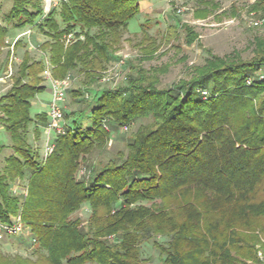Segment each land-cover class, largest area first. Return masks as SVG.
<instances>
[{"label":"trees","instance_id":"1","mask_svg":"<svg viewBox=\"0 0 264 264\" xmlns=\"http://www.w3.org/2000/svg\"><path fill=\"white\" fill-rule=\"evenodd\" d=\"M13 1L8 25H0V47L9 25L38 26L53 77L77 73L89 85L141 14L139 0H66L47 15L42 0ZM70 33L85 39L65 48ZM43 70V61L26 54L0 98L13 151L0 168V223L21 215L39 241L40 261L141 264V245L153 240L162 264L257 263L256 232L264 235V53L248 62L214 58L169 90L134 67L126 86L99 91L88 112L64 123L53 153L40 159L28 135L34 125L40 139L49 123L46 113L31 115L32 100L46 89ZM103 117L114 131L153 121L128 141V155L78 179L81 162L111 137L101 128ZM18 180L27 181L26 197L11 193ZM85 204L92 212L88 228L70 220Z\"/></svg>","mask_w":264,"mask_h":264},{"label":"rangeland","instance_id":"2","mask_svg":"<svg viewBox=\"0 0 264 264\" xmlns=\"http://www.w3.org/2000/svg\"><path fill=\"white\" fill-rule=\"evenodd\" d=\"M62 1L66 0H53L52 5L55 2L58 5ZM42 2L47 15L51 11L46 10L49 0ZM13 6V0H0V25H8L5 17ZM139 6L141 14L130 22L128 30L117 44L115 58L105 70L99 72L96 82L89 85L84 75L73 73L70 76L71 86L62 105L66 125L89 111L93 97L99 91L126 86L130 75L134 73V67L153 76L158 89L169 90L191 81L214 58L229 63L248 62L264 53V0H139ZM261 21L262 24L256 25ZM144 24V31H141ZM9 28L11 33L5 37L0 47V79L4 81L0 83V98L12 89L26 54L34 60L43 61L44 69L47 59L50 63V54L43 48L47 39L40 33L38 26L28 27L25 30L27 33L30 31V34L24 35L23 31H15L13 25H9ZM18 34L20 36L16 37ZM70 45L66 46L64 43L65 48ZM44 85L46 89L32 100L31 115L34 119L41 113L48 114L50 110L51 84L45 78ZM2 116L0 110V117ZM101 121V128L104 131L110 130L111 137L104 148L94 150L81 162L78 179L88 180L92 169L102 168L119 153L128 155V141L141 125L150 126L153 119H139L117 131L112 130L107 117H103ZM28 136L29 144L40 159H44L47 141L45 128H42L40 139H36L34 125H31ZM54 139L55 134H52L51 144H54ZM0 146L2 168L5 158L13 151L10 149V136L1 122ZM11 193L21 198L26 197L27 181L18 180L12 186ZM144 204L151 205L149 202ZM91 213L90 206L85 204L70 220L79 221L83 227L88 228ZM11 221L20 223L21 228L17 234H9L12 236L4 233L0 240V264H47L38 258L39 241L23 222L21 215L11 216ZM256 234L259 237L255 246L258 259L256 264H264V235L259 232ZM162 240L159 238L158 241ZM141 259V264H162L160 251L154 246L153 240L141 245ZM252 263L248 261V264Z\"/></svg>","mask_w":264,"mask_h":264},{"label":"built area","instance_id":"3","mask_svg":"<svg viewBox=\"0 0 264 264\" xmlns=\"http://www.w3.org/2000/svg\"><path fill=\"white\" fill-rule=\"evenodd\" d=\"M52 1L53 0L49 1L48 7L46 8L47 12H49L52 7H55L57 5L56 4L57 2H55L54 5H52ZM262 23L263 21L256 23V25H259ZM24 34H30V31L28 33L25 32ZM83 39H84L83 35H80L79 37H77L75 33H70L64 37V43L67 46V45L73 44L74 42L78 40H83ZM10 71L12 73V67H10ZM43 78H45L46 80L50 82L51 91H52V102L50 104V110L47 114L49 118V123L45 127V134L47 136L45 156L48 157L53 153L54 148H55V145L51 144L52 134H55V136L65 134V129H64L65 116H64V112L62 111V105L64 104L66 100L67 91L70 89L71 82H70V77H67L62 80L55 79L52 75L51 64L49 63L48 59L45 62ZM261 78H264V73L261 75ZM3 82H4L3 79H0V83H3ZM251 83H252V80L249 79L247 81V84L251 85ZM20 228H21L20 223H18L17 221H13V225L6 224V226L0 223V240L3 239L4 233L8 234L7 236H12L9 234H17L18 229Z\"/></svg>","mask_w":264,"mask_h":264},{"label":"crops","instance_id":"4","mask_svg":"<svg viewBox=\"0 0 264 264\" xmlns=\"http://www.w3.org/2000/svg\"><path fill=\"white\" fill-rule=\"evenodd\" d=\"M26 32V30L25 31H23L22 33V35H24V33ZM11 33V32H10ZM20 36V34H18L16 37H19Z\"/></svg>","mask_w":264,"mask_h":264},{"label":"bare ground","instance_id":"5","mask_svg":"<svg viewBox=\"0 0 264 264\" xmlns=\"http://www.w3.org/2000/svg\"><path fill=\"white\" fill-rule=\"evenodd\" d=\"M50 1V0H49ZM49 4V3H48Z\"/></svg>","mask_w":264,"mask_h":264}]
</instances>
